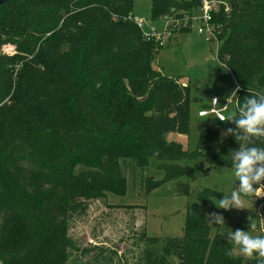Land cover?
Listing matches in <instances>:
<instances>
[{"label":"trees","instance_id":"obj_1","mask_svg":"<svg viewBox=\"0 0 264 264\" xmlns=\"http://www.w3.org/2000/svg\"><path fill=\"white\" fill-rule=\"evenodd\" d=\"M222 1L227 10L222 3L211 11L215 56L231 72L241 101L264 94V0ZM133 2L0 5V264H67L76 247L68 233L72 217L90 200L127 192L120 159L162 171L160 178L146 176L145 192L191 171L201 150L218 147L209 157L213 165L231 166L229 150L238 143L229 134L219 145L218 128H201L191 151L167 140L189 131L190 87L153 66L158 43L144 38ZM150 2L152 20L192 14L201 4ZM9 44L12 53L2 52ZM218 123L226 132L234 127ZM221 197L200 190L179 236L142 230L144 248L133 264H257L226 255V235L211 234L203 206Z\"/></svg>","mask_w":264,"mask_h":264},{"label":"rangeland","instance_id":"obj_2","mask_svg":"<svg viewBox=\"0 0 264 264\" xmlns=\"http://www.w3.org/2000/svg\"><path fill=\"white\" fill-rule=\"evenodd\" d=\"M208 1L212 11L222 4L220 1L216 5L217 0ZM150 10V0H134L131 15L143 22V30L155 28L161 31L163 19L152 20ZM194 13L197 14V11ZM191 23L188 28L178 21L168 37L154 40L158 49L153 61V66L163 74L174 76L190 87L189 131L186 134H167V140L176 141L190 151L197 145L201 128H218V144L224 143L226 135L223 133L226 131L222 124L210 116L198 117L197 110L207 107L212 95H218L223 101L235 87L231 72L215 56L216 37L208 38L206 32L198 33V22ZM13 48L9 44L1 51L12 53ZM233 106L229 104L228 111H232ZM218 149L201 150L197 166L193 163L191 171L161 183L150 192H145L143 188L146 176L160 178L162 171L152 167L142 169L130 160L120 159L127 180V192L124 195L107 193L102 198L90 200L82 214L72 217L68 233L76 247L70 252L67 264H133L144 248V240L139 238L142 230L159 238L181 235L187 206L200 190H217L219 186L227 194L232 187L229 182L232 179L231 166L215 167L209 158ZM234 183L238 185L239 182ZM260 195L258 192L254 197H245L246 207L240 209L218 208L215 204L218 201L204 205L211 234H224L228 228L232 231L247 230L250 221L255 224L254 234L264 233V197ZM213 214L222 215L224 225L215 224ZM93 245H100L101 248H94Z\"/></svg>","mask_w":264,"mask_h":264},{"label":"clouds","instance_id":"obj_3","mask_svg":"<svg viewBox=\"0 0 264 264\" xmlns=\"http://www.w3.org/2000/svg\"><path fill=\"white\" fill-rule=\"evenodd\" d=\"M237 90L224 98L225 104H233L235 100L234 110L227 116L218 117L234 125L223 134H230L238 143L237 148L229 150L232 177L229 182L232 187L227 194L219 186L216 190L222 193V197L215 204L225 210L245 208V197H254L264 188V146L256 143L264 140V94H248L241 101L236 95ZM236 181L238 185L234 183ZM212 221L224 225L222 215L213 214ZM254 230L255 224L251 221L247 230L232 231L228 228L224 235L231 248L226 255L236 253L248 260L255 259L257 264H264V233L254 234Z\"/></svg>","mask_w":264,"mask_h":264},{"label":"built area","instance_id":"obj_4","mask_svg":"<svg viewBox=\"0 0 264 264\" xmlns=\"http://www.w3.org/2000/svg\"><path fill=\"white\" fill-rule=\"evenodd\" d=\"M201 4L199 8L197 9V14L192 13H185L181 18L176 17V16H171V15H165L162 17L163 19V28L161 31L156 30L155 28H150L148 30H143V22L139 19H134L136 22L137 26L141 29L142 34L145 39H153V40H162L166 37H168L171 34V30L174 29L175 24L178 21L183 22V27H188L190 28L192 23L191 22H198L196 28L198 33H203L206 32L208 35V38L214 37V31L210 25L211 21V8H210V2L208 0H200ZM222 2L223 5L225 6V10L228 9L226 3L222 0H217L216 5L218 2ZM235 89H238L236 87ZM234 90V89H233ZM217 101H216V100ZM226 101L225 99L221 101V99L213 95L211 96L209 100V104L207 107H203L197 110V116L206 118V117H211L215 119L218 122H223L221 121L218 117L220 116H227L229 104H225ZM235 104V100H233V105ZM234 108V106H233ZM259 197H264V188L261 189ZM262 199V198H261Z\"/></svg>","mask_w":264,"mask_h":264},{"label":"water","instance_id":"obj_5","mask_svg":"<svg viewBox=\"0 0 264 264\" xmlns=\"http://www.w3.org/2000/svg\"><path fill=\"white\" fill-rule=\"evenodd\" d=\"M6 0H0V5L3 3V2H5Z\"/></svg>","mask_w":264,"mask_h":264},{"label":"crops","instance_id":"obj_6","mask_svg":"<svg viewBox=\"0 0 264 264\" xmlns=\"http://www.w3.org/2000/svg\"><path fill=\"white\" fill-rule=\"evenodd\" d=\"M177 33H178V32H177ZM175 34H176V33H175ZM175 34H174V35H175ZM174 35H173V36H174ZM183 84H184V83H183ZM212 96H213V95H212ZM216 96H218V95H216ZM218 97H219V96H218ZM208 104H209V102H208ZM201 108H203V107H201Z\"/></svg>","mask_w":264,"mask_h":264}]
</instances>
